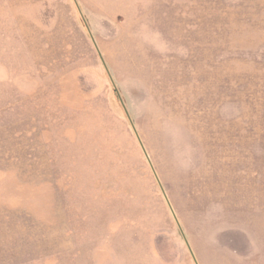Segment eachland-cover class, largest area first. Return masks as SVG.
Instances as JSON below:
<instances>
[{"label":"rangeland","instance_id":"obj_1","mask_svg":"<svg viewBox=\"0 0 264 264\" xmlns=\"http://www.w3.org/2000/svg\"><path fill=\"white\" fill-rule=\"evenodd\" d=\"M0 264H264V0H0Z\"/></svg>","mask_w":264,"mask_h":264}]
</instances>
